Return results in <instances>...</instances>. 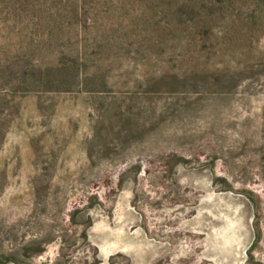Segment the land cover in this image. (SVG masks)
<instances>
[{
  "label": "rangeland",
  "instance_id": "rangeland-1",
  "mask_svg": "<svg viewBox=\"0 0 264 264\" xmlns=\"http://www.w3.org/2000/svg\"><path fill=\"white\" fill-rule=\"evenodd\" d=\"M0 264H264V0H0Z\"/></svg>",
  "mask_w": 264,
  "mask_h": 264
}]
</instances>
